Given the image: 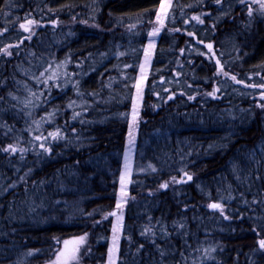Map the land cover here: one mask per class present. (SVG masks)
Masks as SVG:
<instances>
[{"label": "trees", "instance_id": "trees-1", "mask_svg": "<svg viewBox=\"0 0 264 264\" xmlns=\"http://www.w3.org/2000/svg\"><path fill=\"white\" fill-rule=\"evenodd\" d=\"M160 1L0 0V264H47L78 235L69 264L105 263L157 28L116 264H264V9L173 0L161 22Z\"/></svg>", "mask_w": 264, "mask_h": 264}, {"label": "rangeland", "instance_id": "rangeland-1", "mask_svg": "<svg viewBox=\"0 0 264 264\" xmlns=\"http://www.w3.org/2000/svg\"><path fill=\"white\" fill-rule=\"evenodd\" d=\"M252 1H254V0H252ZM162 2L167 7L166 13L161 11ZM172 2H173V0H161L160 1L159 6L156 10V15H155L157 20L164 22L167 19L168 14L172 8ZM255 3L260 4L259 0H255ZM158 14H159V18H158ZM157 29H151L147 34V42H146V45L144 47V51H143L141 61L138 64V76H137V78L133 84L134 85V91H133V95H132V106H131V109L128 113V122H129L128 133L126 136L125 146H124V149H123L122 154H121V169H120V175H119V186H118V193H117V201H116V206H115L116 209L111 211V213L116 212L117 215H115V216L110 215V217H111V228H110L109 237L107 238L108 248H107V254H106L104 264H110V260L113 261L114 264H116V262H117V254H118V248H119V241L121 238V229H122V220H123V207L132 198L130 191H129V184H130L131 177L135 172H139V170H140V166L136 165L137 162L135 161V159H136V141H137L136 134H137L138 122L141 118L140 112H141L142 97L144 94V88H145L146 81L148 78V72H149V68H150V64H151V60H152V56H153L154 46H155L156 41H157V36L159 35V29H158V31H157ZM153 32H155V35L150 36L149 33H153ZM146 49L148 50L147 55L145 52ZM142 66H143V70H142ZM138 85L142 89V91L139 93L137 91ZM262 94H264V93L261 91L259 93H255L253 97L256 101L260 102L261 100H264V98H262ZM134 98L137 101L139 115L135 121V125L130 128V124H132V111H133V100H134ZM130 133H131V135H130ZM122 175H123V185H122V181H121ZM118 202L121 204V208H119V209L117 208ZM114 225H116L118 227V231L116 233L113 232ZM114 235L118 236V241L116 242L115 246H114V242H113L114 241ZM82 236H84V235H78V236L70 237L64 241H70V242L78 241L79 238ZM74 246L75 245L73 243H70L67 247L70 250ZM113 247H115V251L110 256L109 250L112 249ZM64 249H65V245L63 242L62 247L60 248L57 255L47 264H63L64 258L61 257L60 260L58 261L57 257H58V254ZM71 261L72 260H69L68 264Z\"/></svg>", "mask_w": 264, "mask_h": 264}, {"label": "snow or ice", "instance_id": "snow-or-ice-1", "mask_svg": "<svg viewBox=\"0 0 264 264\" xmlns=\"http://www.w3.org/2000/svg\"><path fill=\"white\" fill-rule=\"evenodd\" d=\"M241 2H243V0H241ZM254 2H255V0H254ZM259 2H260V5H261V8L264 9V0H259ZM216 3L219 4L220 0H216ZM161 11L164 12V13L167 12V7L165 6V4L163 2L161 4ZM158 18H159V14H158ZM193 19L200 20L199 17H193ZM200 22L202 23L203 21H200ZM33 23H35V21H32V20H28L27 21L28 25H31ZM20 27L22 29H24L25 31H29V28L25 24H21ZM157 31H158V29H157ZM149 35L150 36L151 35H155V32L149 33ZM206 47L209 49V51H211L213 46H212V44H208V45H206ZM145 52H146V55H147L148 50L146 49ZM6 54H8V53H6ZM142 70H143V66H142ZM232 79H235V77H232ZM260 87H264V85H260ZM137 91H138V93L142 91V89L140 88L139 85L137 86ZM209 95H214V92L213 93H209ZM262 98H264V94H262ZM170 99H171V97H170ZM190 99H191V97H190ZM261 106L264 107V105H261ZM138 115H139L138 105H137L136 99L134 98V100H133V111H132V124H130V128L135 125V121H136ZM50 135L54 136L55 134L50 133ZM130 135H131V133H130ZM41 147H43V145H41ZM9 150L15 151V149L12 148L11 145L9 146V148L4 149V151H9ZM45 151H47V149H45ZM188 179H191V177L189 176ZM121 181H122V185H123V175L121 177ZM161 187H167V184L161 185ZM209 207L213 208V209H219L221 207V205H219V204H210ZM117 208L118 209L121 208V204L119 202L117 203ZM109 215L115 216V215H117V213L116 212H112V213H109ZM117 231H118V227L116 225H114L113 232L116 233ZM85 239H86V236H82V237L79 238L78 241H74V242L64 241L65 249L62 250L58 254V257H57L58 261L60 260L61 257H63L64 258L63 264H68L69 260L77 259V253L79 252L80 245L85 243ZM117 241H118V236L114 235V241H113L114 242V246H115ZM70 243H73L75 246L72 249L69 250L67 246ZM259 243H260V247L264 248V240H261ZM114 251H115V247H113L112 249L109 250L110 256H111V254ZM110 264H114V262L110 260Z\"/></svg>", "mask_w": 264, "mask_h": 264}, {"label": "water", "instance_id": "water-1", "mask_svg": "<svg viewBox=\"0 0 264 264\" xmlns=\"http://www.w3.org/2000/svg\"><path fill=\"white\" fill-rule=\"evenodd\" d=\"M196 42L200 43V41H198V40H196ZM263 88H264V87H263ZM189 176H190L191 179H192V176H191L190 174H188V173H184L183 178H185L186 181H190L191 179H188ZM210 204H213V203H209V204H208V209H210V210H218V209L210 208V207H209Z\"/></svg>", "mask_w": 264, "mask_h": 264}]
</instances>
